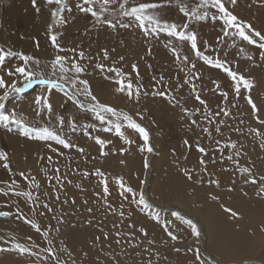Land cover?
Returning a JSON list of instances; mask_svg holds the SVG:
<instances>
[{
    "label": "rangeland",
    "instance_id": "374dc122",
    "mask_svg": "<svg viewBox=\"0 0 264 264\" xmlns=\"http://www.w3.org/2000/svg\"><path fill=\"white\" fill-rule=\"evenodd\" d=\"M69 2L72 5L73 10L72 12L64 13L67 23L59 27H53V31L60 34L58 35V43L61 47L65 49H76V53L70 51L63 53L59 52V50L52 45L50 36H45V40L48 38V44H51L54 49L53 54H51L54 56H51L50 54L45 53V50H43L40 45V47L36 46V42L40 44V36L38 35H32L27 38V40L31 42V45H28L27 48L22 46L13 47L10 45L6 47L4 43H0V47H3L5 50L11 49L16 52H24L25 54L30 55L36 54L33 56L41 55L43 57H51L50 61L57 54L68 56L71 59L73 55H76L80 50H83L85 52V59L80 62L88 66L86 75L88 73L89 76L94 75V82L96 80L102 81L103 84L105 83V80L113 82L115 89L114 92L116 93L115 98H117L116 105L111 104L112 101H107L105 99H100V101L133 115L134 118L137 119V122L141 123L150 134L149 143L154 149L151 153L146 150L141 151V147L144 146L142 137H140V135L134 130L128 129L125 126V128L122 129L125 135L135 141V143L129 147L124 144L123 140L120 139L114 131H103V126L94 119L91 113L78 109L76 105L67 101L65 97V100L62 103L53 104L54 117L52 119L40 121L56 122L55 124H57L58 128V117L63 115L66 121V127H68L73 119L76 120L79 126L85 124L96 125L95 128L89 129V132L91 133L90 140L97 149L95 154L91 155L90 168L85 170L84 173H89V175H86L89 178L88 198L91 203L89 207L93 209V211L89 213V217L96 215L97 213V218L92 217L91 219L92 223L90 224V229L92 231V238L96 239V237H100V239H96L98 242L100 241V244L97 243L95 246L98 264H110L113 257H115L120 264H148L149 260L152 261V264H193V255L191 259L183 260L185 254H193L191 252H186L188 246L199 247L205 255L208 253L213 254L219 261H221V264H237V262L243 258L255 259L257 264H260L261 259L264 258V232H261V227H264V199L257 197L256 195L258 186L244 183V176L239 171V168L241 167H249L257 177L264 174V148L260 146L262 143V137L257 135V131L264 132V127L258 124L251 111L250 105L247 104L248 92L242 87L239 98H234V87L231 78L228 77L223 70L213 68L205 64L202 60H198L191 51L189 43L181 45L179 41L175 38L168 37L165 33H160L158 37H146L134 21L132 22L131 27L121 28L118 26L116 29H112L107 25L97 23L95 18L90 14L80 12L76 9L75 2L77 3L78 0H69ZM145 2L162 4L163 7L157 11L163 20L170 23H176L177 25L189 23L190 28L197 33L198 46L201 47L206 54L211 55L214 58L218 56L222 60H226L234 70L235 68L233 67L232 61H241L232 56L234 49L240 51V49L243 48L244 52L251 51L252 53H258L259 55L260 51L256 46L252 45L253 47H249L247 43L240 40L236 39L235 46H233V38L223 36L221 21H216L215 23L211 21L199 23L189 21L184 16L183 12L180 11L177 0H145ZM183 2L186 3L189 8H192L195 7L199 0H183ZM224 2L226 6L231 8L228 4V0H224ZM253 4V0H238L235 8L231 10L240 19L251 23L255 19L249 17L250 13L248 8ZM45 5H47L46 2L43 3V7H45ZM254 6L258 7L259 5L254 4ZM98 7L99 5H97V8ZM112 7L116 8L118 5H113ZM259 8L262 7L259 6ZM211 11L214 12L215 10L213 9ZM254 23L261 28H264V25L259 24L257 21ZM56 28H59V30ZM21 31L27 33L24 29ZM10 32L12 34L14 33L13 30ZM132 38H135V40H132ZM36 39L38 41H36ZM32 40H35V45H33ZM145 41L147 44L151 45V54H149V52L142 53L140 57L130 56V54H128L129 43L137 44L140 42L145 44ZM21 42L26 44L27 41L22 40ZM173 47H177L181 56H189V58L196 63V68L192 69L190 65L181 64L172 52ZM104 49H107L109 52L108 60L103 59ZM121 56L124 57L123 60L120 59ZM97 62L104 63L106 66L120 68L123 72L130 74L134 86H140L141 92H148L149 95L141 94L139 99H136L135 97L122 99L121 95L126 94L120 93L116 90L119 85L116 83L115 74L108 72L102 73L100 70L94 69L93 65ZM169 62L171 63L169 64ZM21 63L22 62L18 57H10L6 59L4 67H15ZM262 63L264 73V61H262ZM133 64H136L139 68V77L136 76L132 69ZM149 65L151 67H149ZM0 74H3V69H0ZM69 75H71V73H69ZM83 77H85V74ZM136 78L138 80L137 82H135ZM186 78L191 79V84L177 88V84L183 83ZM216 82L220 84V89L216 88ZM192 84H195L196 92H199L201 98L206 101L207 110H205V107L202 106L199 101L195 100V93L192 90ZM90 85L93 94L96 95L94 93L93 85ZM157 90H162L167 95L165 97L151 95L153 91ZM221 91L228 92L229 95L227 101L222 97ZM171 97H175V99L172 100L170 99ZM97 98L99 99L98 96ZM252 98L255 102V97L252 96ZM81 99L84 100L85 103L88 102L84 97H81ZM177 101H179V104H177ZM33 102L34 101L30 99V95L25 92V94L21 96L10 97L9 102L6 104V109L8 111L17 109L21 111L26 118L32 120L33 123H37V119L34 118ZM117 103H119V105ZM18 104L20 105L18 106ZM233 104L237 106L232 107ZM26 105H29L27 108L28 111H26ZM181 106L187 107L190 111L194 112L195 115L189 118L181 110ZM225 107L230 111L231 115H214L216 112H219L221 108ZM258 107L261 109V113L263 114H261L262 117H264V111L260 106ZM197 109H199V111H197ZM137 112L143 115H139ZM206 114H209L211 122H209V118H205ZM140 116L143 117L142 120L140 119ZM192 119L197 121V125L191 124ZM42 124L49 126L48 123ZM217 126L221 129L219 133L215 131ZM227 127L231 128L236 134H239L240 138H247L251 153L248 151H239L240 145L237 141L238 138H229V136L225 137L226 135L222 134L223 130ZM205 128L211 131V137L208 132L204 131ZM67 129H69V127ZM13 131L15 135L23 136L16 128H14ZM13 131L11 133H13ZM2 136L4 137L3 139L6 138L4 134H2ZM95 136H100L102 139L112 140V142L118 147V149H114L115 151H113L116 155L112 158L113 161H116L114 163L116 171H113L112 175L108 174L109 172L106 170L107 164L105 160L109 155L106 157L101 156L99 146L92 138ZM185 140L189 141L191 147L185 145ZM216 141H220V143L217 144ZM38 142L45 144V142L42 141ZM231 142L236 143V149L225 147V145H230ZM2 143L3 142L0 138V149H6L5 151H7L8 144ZM49 143H52L54 147H57L54 141H50ZM197 145L205 147L208 151V155L203 156V159L207 162V172H205L203 167L199 164L202 154L198 151ZM125 147L129 150L122 153L120 149ZM106 151H109L110 154L111 148L106 149ZM237 151L240 152L239 156L235 155ZM229 155H232L234 160H238L239 165L234 164L232 160H228L227 157ZM118 157H121V160L118 161ZM173 157H176V160ZM81 158H83V156H81ZM86 158H88V155H86ZM163 158L168 159L166 162L170 161L171 165L163 167L162 169H164V172L169 171V173H171L175 170L174 167H176L180 174H184L186 166L188 171L193 169L192 171L190 170V172H193L194 174H197L202 170L204 171L201 173L200 180H195V183L208 184L210 186L211 184L208 183L209 180L218 179L220 181L219 188L215 187V185H211L212 187H200L202 189L199 193L204 194L206 189H210L212 194L218 195L220 197L219 201L209 199L207 205H215L216 208L220 210L217 214L223 215L227 220L233 219L229 213L221 208V204L239 212L241 216L247 207L254 208L258 205H262V208L257 207L254 209V211L261 209V217L259 219L254 218L251 230L248 234V236L252 237L248 238L245 242L241 240V244H239L241 248L234 247L235 245L230 243L226 245L219 243L214 246L210 220L205 214H203V208L205 206H202L201 203L197 205L196 202L193 206H185L183 203L175 201L176 204L174 205L172 204L173 201L169 203L162 202L161 198L157 195V191L154 194V187L156 184L154 175L155 168L161 167L158 164L165 161ZM122 159L126 160V164H123V166H121ZM145 160L148 161L147 168L144 166ZM175 161H177L176 164L174 163ZM136 164L139 165L136 166ZM183 164L185 166H183ZM188 164H190V166ZM97 168L103 170L107 174L109 190L110 192H114L112 195L108 196L107 203H105V200L102 198L103 186L101 180L94 175ZM224 172L226 175L233 174L236 178L239 177V179L234 183V180L231 182H221ZM130 175L139 176L138 187L135 183L125 181V178L128 179ZM118 176H122L125 183L133 188L139 189L140 187H143L149 202L154 205V210L159 209L161 222L166 220L173 221L170 230L179 236L178 242H173L171 239L163 237V234L165 235L166 232L152 219L151 216L146 212H141L140 208L135 204H131L120 196L119 185L115 181V177ZM204 178H206L205 182ZM31 181L33 186L32 194L36 195L40 190V182L39 180L33 181L32 179ZM142 181L146 182L142 184ZM1 183L4 182L0 181V185ZM36 184L39 185L38 188L35 186ZM6 187V190L9 191L8 185H6ZM229 188H233L234 191L230 192L228 190ZM15 191L23 190L15 188ZM244 192H247L248 195H243ZM10 193H14V191H10ZM115 200L123 202L125 216L121 217L119 215L121 205L114 206ZM109 205H111V207H109ZM64 210L65 208L63 211ZM174 211H180L182 214L186 215L187 218H191L198 223L202 232L198 243H196V237L191 234V230L186 224H183L181 221L176 223V218L172 215ZM68 212L77 219L76 221H81V216H85V211L83 209L82 212L79 211L78 207L69 208ZM58 214L61 215L63 213ZM129 219H132V221L133 219L136 220V222L132 223L134 226L132 225V227H130L131 224ZM242 219L233 220L235 228H238L240 224L242 225ZM107 220L116 221L113 235H111L104 224ZM76 226L80 227V224L74 225V227L72 226L71 228H75ZM141 227L147 229V237L139 232ZM101 229H103V232ZM59 230L60 231L56 234L55 239L58 242V247L62 248L64 245H61V241L65 242L67 238L66 236H68V233L65 234V232L68 229L61 230L60 228ZM185 231L186 236H181L180 233ZM232 231L233 229H228V231L222 232L221 235L225 236L229 232L232 233ZM105 232L108 233L107 239H105L103 235ZM117 232H119L120 235H117ZM0 238H2L0 239V244H4L7 247L9 245L7 241L10 237L0 234ZM110 238H114L112 240L116 242L115 246L112 245L113 242L109 241ZM151 238H154V240ZM117 240L120 242L117 243ZM150 240L154 241L152 245H149ZM234 240L237 241V239ZM173 245L180 247L185 251L176 253L172 250ZM99 248H103V251ZM157 253L159 255H157ZM3 255H5V253L0 254V257ZM60 255L63 257L61 258L62 261H65L66 259L68 264H72L74 259H68L65 253H60Z\"/></svg>",
    "mask_w": 264,
    "mask_h": 264
},
{
    "label": "snow or ice",
    "instance_id": "6c2138e0",
    "mask_svg": "<svg viewBox=\"0 0 264 264\" xmlns=\"http://www.w3.org/2000/svg\"><path fill=\"white\" fill-rule=\"evenodd\" d=\"M45 2L48 5L56 6L51 12L53 24L48 27L52 45L61 53L66 51L76 53V49H65L61 47L58 43V35L60 34L53 31V26L59 27L67 23L64 13L72 12L73 10L69 0H45ZM31 3L35 8V11L39 13L41 8L37 6V0H31ZM177 3L180 7V11L183 12L184 16L189 21L197 23L207 21L215 23L216 21H221L223 36L233 38V46H235V40L237 38L242 42H246L248 45H255L256 48L260 50V60L264 61V31L256 29L252 23L242 20L234 14L231 9L235 8L238 0H228V4L231 8L226 6L224 0H199L195 7L192 8H189L183 0H177ZM253 3L258 4L260 7H264V0H253ZM97 5H99L98 8ZM113 5H118V7L113 8ZM75 7L80 12L90 14L95 18L97 23L107 25L112 29H116L118 26L121 28L131 27L132 22L134 21L146 37H158L160 33H165L168 37L175 38L181 45L189 43L191 51L198 60H202L205 64L213 68L223 70L227 76L231 78L234 87V98H239L242 87L249 93L247 96V104L250 105L251 111L258 124L264 127V117L261 115V109L257 106L251 96L254 81L246 78L245 75L237 70H234L226 60H222L218 56L214 58L213 56L206 54L205 51L198 46L197 33L190 28L189 23L177 25L176 23H170L163 20L157 11L163 7L162 4L145 2V0H78ZM213 9L215 10L214 12L211 11ZM36 46L39 47L38 42H36ZM240 51L243 52L244 49L242 48ZM172 52L181 64L190 65L192 69L196 68V63L187 55L181 56L177 47H173ZM149 54H151V49H149ZM10 57H18L22 63L15 67L5 68V61ZM84 59L85 52L80 50L78 54L73 55L71 59L68 56L57 54L50 62L42 65L41 60L33 55L25 54L24 52H16L11 49L5 50L3 47H0V69H3V74H0V126L5 128L8 132H12L14 126L24 137L33 141L45 142V147L47 149L53 153H58L59 155H63V151L54 147L52 143H49L50 141H54L56 145L62 146L63 149H72L73 147H76L71 139L60 134L66 123L63 115L59 116L57 120L59 130L40 123V121L50 120L54 117L52 94L56 91L58 93H62L66 100L76 105L78 109L91 113L94 119L98 121L101 126H103V131H114L116 135L123 140L124 144L129 147L135 143V141L126 136L122 129L126 126L128 129L134 130L144 141V146L141 147V151L146 150L151 153L154 149L149 143L150 134L148 130L142 126L141 123L137 122V119L134 118L133 115L119 110L112 105L101 102L97 96L93 94L89 80L87 78H82L88 71V66L80 62ZM103 59H109V52L107 49L103 50ZM120 59L123 60L124 57L121 56ZM248 59L251 60L253 57L249 55ZM93 67L94 69L100 70L102 73H114L116 83L119 85L116 90L120 93H125L129 98L135 97L136 99H139L141 94L149 95L148 92L142 93L140 86H134L130 74L123 72L120 68L106 66L104 63L100 62L95 63ZM149 67L151 66L149 65ZM132 69L136 76L139 77L140 73L138 66L133 64ZM69 73H71V75H69ZM21 79L23 80L22 84H20ZM34 84L46 86L45 90L40 95L36 96L33 102L34 118L37 119V123H33L32 120L26 118V116L17 109H13L11 111L6 109V104L9 102L10 97L23 95L29 88H32ZM188 84H191L190 78L184 79L183 83L177 84L176 87L181 88ZM220 87V84L216 82V88L220 89ZM192 90L195 93V100L199 101V103L205 107V110H207V103L201 98L199 92H196L195 84H192ZM151 95L165 97L167 94L162 90H157L153 91ZM221 95L225 101L228 100L229 94L227 91H221ZM81 97L86 98L88 102L85 103ZM170 99L174 100L175 97H171ZM177 104H179V101H177ZM236 106L237 105L235 104L232 105V107ZM181 110L189 118L195 115V113L190 111L187 107L181 106ZM197 111H199V109H197ZM221 114L224 116L231 115L230 111L226 107L221 108L220 111L216 112L214 115L219 116ZM205 118H209V114H206ZM140 119L142 120L143 117L140 116ZM209 122H211L210 118ZM191 124L197 125V121L192 119ZM68 127L72 133H75L79 127L85 135L91 136L89 129L95 128L96 125L85 124L83 126H79L76 120L73 119L72 122L69 123ZM204 131L208 132L211 137L212 133L209 129L205 128ZM215 131L219 133L221 131L220 127L217 126ZM257 135L262 137V143L260 146L264 148V132L257 131ZM92 138L99 146L101 156H108L109 151H106V149H108V146L113 143L112 140L102 139L100 136ZM184 143L185 145L191 147L188 140H185ZM216 143L219 144L220 141H216ZM225 147L236 149L237 145L235 142H231L230 145H225ZM197 149L202 154L199 164L203 167V170L207 172V162L203 159V156H207L208 151L205 147L199 145H197ZM128 150L129 149L127 147L120 149L122 153L127 152ZM77 151L84 153L85 149L83 147H78ZM235 155L239 156L240 152L237 151ZM39 158L41 160L45 159L44 156H40ZM227 159L232 160L234 164L239 165V161L234 160L232 155H229ZM47 160L51 161L52 157L48 156ZM0 162L3 163V167L6 170L9 172L12 171L9 154L4 149H0ZM121 163H124V161H121ZM144 166L145 168L148 167L147 160L144 161ZM56 171H59V169H56ZM239 171L244 176V183L258 186L256 195L257 197L264 199V174L257 177L253 170L249 167H241L239 168ZM19 175L24 177L25 180L30 179V177L24 172H20ZM85 175H89V173H85ZM94 175L99 177L101 180V184L103 186L102 198L105 200V203H107V198L111 195L108 176L99 168L95 170ZM184 175L189 181L193 179L192 173L187 169L184 170ZM31 179L34 181V177ZM115 181L119 185V194L124 200L129 201L131 204H135L138 208H140L141 212H146L157 223L161 222L159 209L154 210V205L149 202L143 187L136 189L127 185L122 176L115 177ZM145 182L146 181H142V184ZM208 183L215 185L217 188L220 187V181L218 179L209 180ZM16 186L17 182L12 180L11 184L8 185L9 191H14L16 196H22L26 200L32 201L33 203L38 200V197L34 198L31 192L15 191ZM35 186L37 188L39 187L38 184ZM228 190L230 192L234 191L233 188H229ZM9 191L0 187V193H3L5 196L9 195ZM243 195L247 196L248 193L244 192ZM56 199L59 200V195L56 196ZM210 199L213 201H219L220 197L218 195L211 194ZM64 202L67 203V201ZM73 203H75V201H73ZM85 203H87V201H85ZM43 207L49 212L52 211L47 204H44ZM109 207H111V205H109ZM221 208H223L225 212L229 213L233 220L242 219L241 214L232 208H228L223 204H221ZM123 209L124 205L121 204L119 211V215L121 217L125 216ZM87 210L89 213L93 211L91 207ZM17 212H19V208L17 209ZM10 215L11 213L8 211H0V217H8ZM41 215H43V213H41ZM172 215L176 218V220H179L188 226L191 230V234L196 237V243H198L202 235L198 223L191 218H187L186 215L182 214L180 211H174ZM18 218L23 219L24 222L30 225L37 233H42L43 237L47 240L48 247L41 248L37 251L36 249L38 248V245L35 243L28 245L18 242L15 238H13V242L9 246H0V254L15 253L20 256L40 258L41 264H48L49 260H51V264H68L67 261L61 260L59 252L52 246L53 241L49 238L50 228L42 229L41 224L34 217L25 218L21 214ZM60 222L63 223L62 217L60 218ZM91 223L92 221L89 220L88 224ZM172 223L173 221L171 220L164 221L163 229L171 241L175 242L179 240V236L170 230ZM130 227H132V225H130ZM57 231H59V229H57ZM101 231L103 232V229H101ZM139 232L145 237L148 236L147 229L143 227L139 229ZM261 232H264V227H261ZM103 235L105 239L108 238V233L105 232ZM117 235H120V233L117 232ZM96 239H100V237H96ZM119 242L120 241L117 240V243ZM63 243L64 242L61 241V245H63ZM153 243L154 241H149V245H152ZM172 250L176 253L185 251L175 245H173ZM59 251L67 253L69 257L72 255L66 246L62 247ZM186 252L193 253V264H221V261H219L213 254L208 253L205 255L199 247L188 246ZM85 255H87V253H85ZM157 255L159 254L157 253ZM33 264H36L35 260L33 261ZM72 264H75L74 260ZM110 264H120V262L113 257ZM148 264H152V261L149 260ZM237 264H257V261L252 258H243L237 262ZM260 264H264V258L261 259Z\"/></svg>",
    "mask_w": 264,
    "mask_h": 264
},
{
    "label": "bare ground",
    "instance_id": "6f19581e",
    "mask_svg": "<svg viewBox=\"0 0 264 264\" xmlns=\"http://www.w3.org/2000/svg\"><path fill=\"white\" fill-rule=\"evenodd\" d=\"M43 3H45V0H37V6L41 8V11L37 13L31 3V0H0V43H4L6 47L10 45L13 47L22 46L24 48H27L28 45H31V42L27 40V38L31 37L32 35H38L40 36L39 45L42 47L43 50H45V53L50 55L53 54L54 49L52 45L48 44V38L45 40L44 37L50 36V33L48 32V27L49 25L53 24L51 12L55 9L56 6L47 4L45 5V7H43ZM248 9L250 13L249 17L255 19L253 20V22H251L253 26L256 29L264 31V28H261L260 26L254 23L255 21H257L259 24L264 25V7L259 8V6L256 7L253 4ZM53 27L55 28V26ZM23 29L26 30L27 33L22 32L21 30ZM56 29L59 30V28ZM12 30L14 31L13 34L10 32ZM22 40L27 41L26 44L22 43ZM132 40H135V38H132ZM237 40L239 39L237 38ZM36 41L38 40L36 39ZM32 43L33 45H35V40H32ZM150 46L151 45L147 44L146 41L145 44L140 42L137 44L129 43L128 54H130V56L140 57L142 53L149 52V49H151ZM249 47L253 46L249 45ZM249 55H251L253 59H248ZM232 56L238 60H241L232 61L235 70L245 75V77H248L254 81V87L251 90V95L255 97V103L257 104V106H260L264 111V73L262 67L263 63L262 60H260L258 53H252L251 51L242 52L236 51L234 49V51L232 52ZM35 57L39 59L41 58L40 60L42 62V65L47 64L51 59V57H43L41 55ZM170 63L171 62H169V64ZM83 78H87L89 80V83L93 85L94 93L99 97V100L105 99L107 101H112L111 104L116 105L117 98H115L116 93L114 92L115 89L113 86V82L109 80H105L104 84L102 81L98 80L94 82V75L89 76V73L87 75L85 74V77ZM137 81L138 80L136 78L135 82ZM22 83L23 80L21 79L20 84ZM45 87L46 86L36 85L35 87L27 91L26 94H29L30 99L34 101L35 97L45 90ZM127 97V95H121L122 99H126ZM64 100L65 98L62 93H58L56 91L53 92V104L62 103ZM117 104L119 105V103ZM19 105L20 104H18V106ZM28 106L29 105H26L25 108L27 109ZM26 111H28V109ZM137 114L143 115L139 112H137ZM40 123H48L49 127L59 130L57 128V124H55L56 122L53 123L50 121ZM14 128L15 127L13 126V129ZM67 128L68 127L64 125V128L60 134L65 135L69 139H71L76 145V147H73L72 149H63L62 146L57 145V148L60 149V151H63L64 153L63 155H59L58 153H53L49 149H47L44 143L33 141L24 136H17L14 134V131L13 133H9L5 128L0 126V138L3 143L8 144L7 152L10 157V165L12 168V171L9 172L3 167V163L0 162V181L4 182L1 183L0 187L5 188L6 190V185L11 184V181L15 180L18 185L17 187H15L16 189H22L23 191H28L32 193L33 186L31 178L34 177V180H39L40 182V190L38 194L33 195L34 198L38 197V200L35 203L26 200L22 196L18 197L14 193H10V191L8 196H5L3 195V193H0V211H8L11 213V215L8 217H0V234L3 236L10 237V239L7 241L9 245L13 242V238H15L16 241L28 245H32L33 243H35L36 245H38V248L36 249L37 251H39V249L41 248H47V240L43 237L42 233H37L30 225L26 224L23 219L18 218V216H20L21 214L25 218L34 217L39 221L42 229L50 228L49 238L52 239V246L59 252V254L65 252L59 251L61 248L58 247V242L55 239L56 234L60 231H57V229H68L65 232V234L68 233V236H66L67 238L63 245L68 248L72 255L71 257H69L68 254L65 253L67 258L74 259L75 264H98L95 246L100 241L98 242V240L92 238V231L90 229V224H88V221L91 220L92 217L97 218V213L96 215L89 217V212L87 210L89 208V205L91 204L88 198L89 178L84 173L85 170L90 168L91 155L95 154L97 148L95 145L92 144L90 136L85 135L84 132L80 130V128H78L76 133H72L70 129ZM2 134L6 136L5 139H3L4 137L2 136ZM222 134H225V137L229 136V138H238L237 141L240 145L239 151H248L249 153H251L247 138H240L239 134H236L229 127L225 128ZM78 147H83L85 149L84 153L78 152ZM108 148H111V151L108 158L105 160L107 164L106 170H108V174L112 175V172L116 171V168L114 167V163L116 161L112 160V158L116 155L113 153V151H115L114 149H118V147L116 144L113 143V145H109ZM86 155H88V158H86ZM40 156H44L45 159L41 160L39 158ZM48 156L52 157L51 161L47 160ZM81 156H83L84 159L81 158ZM168 159L163 158V160L165 161H162L161 159L162 163L158 164L161 167L155 168L154 175L156 184L154 187V194L157 191V195L161 198L162 202L169 203L173 201L172 204L174 205L176 204L175 201L181 202L185 206H193L196 202L197 205L201 203L202 206H205L203 208V214H205L206 217L210 220L214 246L219 243L223 245L230 243L232 245L234 244V247L241 248L239 245L241 244V240L245 242L248 238L252 237L248 236V234L251 230L254 218L259 219L261 217V209H258L256 211H254V209H256L257 207L262 208V205H258L254 208L247 207L242 215V225L240 224L238 228H235V223L233 220H227L223 215L217 214V212L220 210L216 208L215 205H207V201L210 199V195L212 194L210 189H206L204 194L199 193V191L202 189L200 187H212L208 184L205 185L195 183V180H200L201 173H203L204 171L202 170L197 174H194L192 172L193 179L189 181L183 173L180 174L176 167H174L175 170H173L171 173H169V171L164 172V169L162 168L167 165H170V161L166 162V160ZM119 160H121V157H118V161ZM122 161H124V163H121V166H123V164H126L125 159H122ZM176 162L177 161H175L174 163L176 164ZM184 164L183 166L186 165ZM138 165L139 164H136V166ZM188 165L190 166V164ZM56 169H59V171H56ZM20 172H24L30 177V179L25 180L24 177L19 175ZM237 179H239V177L236 178V176L233 174L226 175L224 172V176L221 179V182H231L234 180V183ZM125 181L135 183V185L138 187L139 176L130 175L128 179L125 178ZM205 181L206 178H204V182ZM110 193L112 195L114 192ZM57 195H59V200L56 199ZM64 201H67V203H65ZM73 201H75V203H73ZM85 201H87V203H85ZM121 203L123 204L122 201L115 200L114 206H120ZM44 204L49 205L52 211L49 212L47 209H45L43 207ZM72 207H78L79 211L81 212L82 209L85 211V216H81V221H76L77 219L71 213L68 212L69 208ZM18 208L19 212H17ZM64 208L65 210L63 211ZM41 213H43V215H41ZM58 213L63 214L59 215ZM59 217L63 218V223L60 222ZM115 222V220H107L104 222L111 235H113L115 230ZM129 222L131 225H133L132 223L136 222V220L133 219L132 221V219H129ZM163 222L164 221L158 223V225L162 229ZM178 222L180 221L176 220V223ZM77 224H80V227L76 226L75 228H71L72 226ZM228 229H233L232 233L229 232L227 235L222 236L221 233L228 231ZM180 235L185 237L186 231L180 233ZM163 237H165L166 239H170L169 237H167V234H163ZM112 239L114 238H110L109 241L113 242L112 245L115 246L116 242ZM151 239L154 240V238ZM234 239H237V241H235ZM0 246L6 247L4 244H0ZM101 249L100 250L103 251V248ZM85 253H87V255H85ZM192 255L193 254H185L183 256V260L191 259L193 257ZM60 258H63L62 255H60ZM34 260L36 261V264H41L40 258L20 256L15 253H5V255L0 257V264H33ZM48 264H51V260H49Z\"/></svg>",
    "mask_w": 264,
    "mask_h": 264
}]
</instances>
